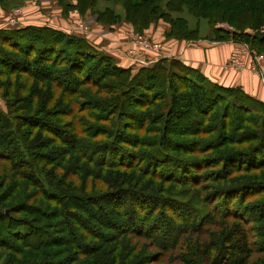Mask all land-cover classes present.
<instances>
[{"label":"trees","instance_id":"obj_1","mask_svg":"<svg viewBox=\"0 0 264 264\" xmlns=\"http://www.w3.org/2000/svg\"><path fill=\"white\" fill-rule=\"evenodd\" d=\"M97 2L98 0H77L74 6L82 12L90 8L97 14V20L105 25H114L121 21L131 22L138 32L164 19L171 25L166 36L182 40L199 39V27H191L187 20L172 16V12L181 11L183 5L190 7L192 4H199L200 7L205 8L204 16L211 19V22L228 20L232 25V31L217 30V40L249 43L259 51H264V33H257L264 27V0H123L124 18L113 7L98 9ZM215 8H218V13ZM199 15L202 16V12ZM247 29H254L255 33H248ZM0 38L4 43L3 47H0V77H8L6 87L5 81L0 82V91L5 88L1 95L7 104V111L0 108V150H6V152H0L5 156L0 158L5 162H11L10 167L19 173V175L14 174L16 178L18 176L20 179H31L33 184L43 188L44 195L51 194L47 176L53 177L51 174L56 175V173L50 170L46 176L40 165L53 163L57 158H44L43 149L48 143L41 136L43 130L54 137L57 136L58 138L55 139L59 142H71L73 150H80L78 147L81 142L80 136L89 131V124L95 125L92 120L102 119L109 122L110 117L116 115L117 117L113 119V130L99 133V136H111L114 139H111L109 146L96 145L97 155L99 154L102 163L110 167H130L125 165L128 161H125L124 156H134L130 154L131 151L122 147L120 145L122 142L119 141H125L128 135L123 133L124 130H133L135 126L131 127V125L137 120L139 130L145 132L142 128L150 118L145 112L148 111L147 109H152L160 99L159 105L163 106L164 110L162 109L158 115H162L161 118L164 121L162 123L164 134L170 131L171 135H177L181 131L180 135L183 136L203 135L207 133L208 125L210 127V118L214 114L217 117L218 112L215 111L219 109L222 118L220 119L221 127L215 130L217 134H214L212 140L207 141L209 145L207 151H218L233 144L244 143L243 136L235 139L237 137L235 135H241L243 126L250 125L248 132L251 139L249 141H255L256 144L247 149L229 148L230 150L209 156L210 160L213 157L218 160L224 159L222 168L224 175H221L223 171L220 170L206 171L202 174L205 167L206 169L214 167L209 158L203 161L185 157L182 161H175L172 155L165 152V141L162 138L160 142L155 143L156 147L153 150L137 153H140L139 156L146 157L145 165L155 174L163 173L165 170L167 177L172 175L173 171L187 173V177L191 176L193 181L202 179V176L212 175L210 177H214L216 182L225 181L227 184L223 185L226 189L213 188L207 192L205 206L190 210L189 215L185 217L190 219L191 214L196 213L198 216L196 232L200 233L205 229L206 233L208 232L205 234L208 237L207 244L194 249L187 264H252L250 258L258 254L263 258L253 264H264V198L256 205L255 211L244 204L248 197L264 195V173H262L264 171V101L249 95L241 87L215 83L199 70L176 58H162L152 65H144L137 69L120 66L111 55L96 48L87 38L46 25L0 29ZM7 40L6 45L10 50H17L22 56L7 52V46H4ZM21 40L25 41L23 46H19L18 41ZM82 87H90V90L82 91L84 94L80 95ZM76 96L82 99L80 103L76 100ZM65 105L70 107V110H67ZM22 111L24 114H20ZM102 115L108 117H101ZM66 118L71 120L67 121ZM27 126L31 128L27 129ZM30 138L33 139L30 141ZM56 140H52L50 144L52 145ZM173 140L177 141L174 145L188 142L176 140V137ZM192 143L189 147L194 150L197 144ZM174 145L171 146L168 142L167 147L171 146L174 149ZM183 149L186 151V147ZM236 174L242 175L235 178L238 181L227 182L231 177H237ZM0 179L1 182L5 177ZM15 183L16 181L10 182V186L16 187ZM0 189H6V187H0ZM94 195L82 197L71 194L70 197L76 204L85 208L90 217L100 219L103 214L100 208H95V203L100 199L96 197V194ZM147 198L155 199L154 196ZM59 200L66 205L67 195H60ZM1 201L3 203L5 200L0 198ZM137 201L143 203L142 201L145 200L137 198ZM19 203L20 201L13 204L14 211H18ZM12 208H4L0 214V221L7 220L10 223L5 228L6 232H3L0 226V247L20 248L17 246L20 242H12L10 238L15 237L17 241H20L28 237L30 231L21 230L26 224L31 226L32 231H39L37 228L39 226L29 220L18 221L13 216ZM133 211L139 219L137 210ZM152 211L150 205L142 213L148 219L150 214L154 213ZM256 211H258L257 218L253 214ZM64 213V216L67 215L66 218L69 219L70 214L67 209ZM111 221L119 231L102 232L100 240L104 243L118 241L128 231L137 237L141 235L153 237L157 245L163 249L162 252L150 255L157 257L158 260L163 258L164 251H168L171 247L177 248L180 231L185 233L189 228L188 225L185 230L179 231L178 228L173 238L175 240L164 243L160 234L158 237L154 229L152 232L150 228L146 230V227L141 225L131 230L125 229L128 223L119 218V215L111 218ZM216 221H224L232 226L230 232L232 234L230 242H234L232 248L229 249L219 241V231L209 230V226H213ZM249 223H257V225L246 228L244 224L249 225ZM170 226V232L173 234L176 224L172 223ZM67 231L75 233L73 228ZM36 235L40 237L41 234L37 232ZM48 235L50 237H47V241L50 242L40 245L46 247L67 245L65 236L55 237L50 232ZM174 243L175 246H173ZM30 245L32 244L21 246ZM81 245L82 243H79L75 251L61 250L55 255L45 250L44 255L55 256L56 262L50 261L52 257L48 260L41 257L42 259L23 264H74L83 255L96 254L101 261L88 264H109L102 259L100 252L103 247L101 250L96 247L89 248L88 251L92 252L86 254L80 248ZM133 246L135 247L133 255L143 252L140 246L137 247V243ZM78 252L82 253L77 254ZM124 253L127 254L125 251ZM116 259L114 257L111 264H122Z\"/></svg>","mask_w":264,"mask_h":264},{"label":"rangeland","instance_id":"obj_2","mask_svg":"<svg viewBox=\"0 0 264 264\" xmlns=\"http://www.w3.org/2000/svg\"><path fill=\"white\" fill-rule=\"evenodd\" d=\"M38 1L39 0H0V29L20 28L27 25H46L66 32H71L89 40L92 31L91 22L96 21L100 23L97 20V14L91 11L90 8L82 12L78 7L74 6L77 0H42L43 7L38 6ZM122 1L123 0H98L97 8L104 9L107 6L113 7L119 14H121L122 18H124L125 8ZM201 8L203 7H200L199 4H192L190 7H185L183 5V9L179 12H172V16L187 20L191 27L198 26L200 38L211 37L213 40H217V30L226 32L233 30L232 25L228 20L211 22V19L204 16L203 10H205V8ZM16 9L19 11L18 18L20 20L18 21V24L13 25L11 24V19L14 15V10ZM215 10H217L218 13V8H215ZM200 12H202V16L199 15ZM90 17L93 19L91 22L89 21ZM121 22H127L132 26V34L138 32L131 22ZM159 22L168 26L167 32L170 30V23L164 19H161L157 23ZM149 28L138 33H142L153 43L159 44L158 54L161 55L165 48L164 42L166 39L162 41L154 39V37L146 33ZM250 30L255 33L254 29ZM260 30L261 32L257 33H264V27ZM166 38L169 37L166 36ZM2 42L3 41L0 38V47H3L4 43ZM18 42H20L19 46H23V42L25 41L21 40ZM7 43L8 40L5 41L4 46H7ZM131 44L135 49L137 46L136 43ZM7 52H10L15 56H22L19 51L10 50L8 46ZM7 79L8 77H0V82L5 81V87ZM4 90L5 88L0 91V108L7 111L6 100L1 95ZM80 90V92H84L90 90V87H82ZM83 92L80 93V95H83ZM75 98L79 103L82 101L79 96H76ZM160 102L161 99L155 103L156 106L154 105L152 109H147V112L144 110V112L150 116L149 122L145 124L144 128H142L145 132L139 130L140 128L137 124L138 120L131 125V127L135 126L133 130L128 129L123 132L128 136L125 137L126 142L119 141L122 142L120 145L131 151L130 154L134 156H124L125 161H128L125 165H130V167H110V165L102 163L99 154L97 155L98 148L96 145L107 144L109 146L112 141L111 139H114L111 136H99V133L108 132L110 129L111 131L113 130L112 124L113 119L117 117L116 115H113L112 118L110 117L109 122L103 121L102 119L97 121L92 120L95 125L89 124V131L80 136L81 142L78 144L80 150H73L70 145L71 142H59L55 139L58 138L57 136L54 137L43 130L41 136L48 143L47 147L43 149L45 153L44 158H57L53 163H41L40 165V168L46 176L47 172L49 173L50 170L56 173V175L53 173L51 174L53 177L47 176L50 183L49 192L51 194L49 195H44L43 188L33 184L31 179H20L18 176L16 178L14 174L17 173L19 175V173L10 167L11 162L8 163L3 161L2 158L5 156L0 153V157H2L0 158V177H5V179L0 182V187H6V189H8H0V198L5 200L3 203L2 201L0 202V214L4 208H12L15 202L20 201L19 206L17 207L18 211H14L13 208L11 209V211H14L13 216L17 218L18 221H23L25 219L33 222L36 226H39L37 227L39 231L37 230L35 232L32 231L30 225L28 226V224H26L21 230L23 232L30 231L28 237L20 239V241H17L15 237L13 239L10 238V241L12 242H20L17 244L20 248L1 246L0 264H23L42 259L41 257L45 260L52 257L50 261L56 262L57 259L54 258L55 256L49 257L50 255H44L45 250H48V252H50L49 254L53 255L59 253L61 250L75 251L78 249L79 243H82L80 248L84 250L83 252L86 254L92 252L88 251L89 248L96 247V249L101 250L103 247L100 252L102 254V259L109 262V264L112 263L114 257L122 264H132L133 261L134 264H187V260L191 257L192 251L207 244L208 237L205 234H208V232L206 233V229L200 233L196 232L197 227L195 225L198 217L196 213L191 214L190 219H185V217L189 215L190 210L193 211L195 208L198 209L199 207L205 206V196L211 189H226V187L223 186L227 185L226 182H216L214 177H210L212 175H209V177L202 176V179L193 181L191 176L187 177V173L181 174L173 171L175 175L171 172L172 175L167 177L165 176V170L163 173L155 174L147 165H145L146 157L144 155L139 156L138 154L144 151L153 150L156 147L155 143L160 142L161 138L165 141V152L170 156L172 155L173 158L176 159L175 161H182L185 157L198 158L203 161L209 158L208 160H210L211 155L217 154L218 152L222 153L229 148H236L238 150L247 149L256 143H254L255 141H249L251 139L250 133L248 132V130H250V125H245L243 126V131L240 133L241 135H235L237 136L235 139L243 136L242 140H245L244 143L240 142V144H233L224 147L223 149H217L218 151H207V147L209 146L207 141H211L212 137L215 136L214 134H217L215 130L221 127L220 123H222V121H220V119L222 120V118L219 109L215 111L218 112L217 117H215L214 114L210 118V127L208 125L206 129L208 131L203 135L183 136L182 134L180 135L181 131L177 135H171L170 131H167L164 134V130H162V123L164 121L163 118H161L162 115H158L162 112V109L164 110L163 106L160 107ZM65 106L67 110H70V107L67 105ZM20 114H24V112L22 111ZM101 117L107 118L108 116L102 115ZM151 117H153V119H151ZM65 120L70 121L71 118H66ZM65 126L67 127L68 125ZM29 128L31 127L27 126V129ZM244 132H246V134H243ZM174 137H176V140H184L188 142L182 145H174L177 143V141L173 140ZM31 139L33 138H30V141ZM52 140H56V142L51 145L50 143ZM168 142L171 143V146L174 145V149L171 146L169 148L167 147ZM192 142H196L197 144L194 150H191V147H189ZM184 147H186V151L183 149ZM3 151L6 152L5 149L0 150V152ZM138 151H140V153H137ZM210 161L214 164V167H212L213 169H206L207 167H205L202 174H205L206 171L210 172L213 170L214 172H217V170H220L223 171L221 175H224V170L222 169L225 163L224 159L220 158L218 160L213 157ZM37 165L39 164L37 163ZM262 173H264V171ZM235 176L237 177H231L227 182H236L238 180L235 178L241 177L242 175L236 174ZM13 181H16L14 184L16 187L10 186V182ZM71 194H76L82 197L95 196L94 194H96V197H99L100 200H97L95 203V208H100L103 216L100 219L90 217L85 208L73 201L72 197H70ZM60 195H67L66 205L59 200ZM148 196H154L155 199L150 198L149 200L147 198ZM251 197L245 199L246 201L243 200V202L245 201L244 204L253 208L255 211L257 209L256 205H258L259 201L264 198V195H262V197ZM137 198L145 201H142L143 203H138ZM149 204L152 206V212L154 213H151L148 219H146V215H143L142 211L145 209L147 210V207L150 206ZM65 209H67V212L70 214L69 219L66 218L67 215L64 216ZM133 210H137V214H139L140 217L139 219L136 218ZM6 213H8V210H6ZM253 214L254 217L257 218L258 211ZM118 215L119 218L128 223L125 229L131 230L140 225L142 227L145 226L146 230L148 228H150L152 232L155 230L157 236L160 234L164 243L168 241L173 242L175 240L173 238L175 234H177L178 228L179 231L181 229H187V225L189 228L187 229L188 232L185 231V233H182V231H180V239L177 248L174 249L175 247L170 246L171 248L168 251H164L165 255L163 258L158 260L157 257H152L150 255L155 252H162L163 249L157 245L153 237H145L144 235L137 237L136 235L130 234L128 231L129 234L127 233L126 235H123L124 237L122 236L123 238L118 241L104 243V241L99 239L102 237V232L119 231L117 226L111 221V218H115ZM172 223L176 224L174 232L172 229L173 234L170 232V224ZM9 224V221L7 220L0 221V226L3 228V232H6L5 228L6 226L8 227ZM255 224L257 225V223H249V225L244 224V226L246 228H252L256 226ZM231 227V225H227L224 221H216L213 226H209V230H215L214 232L219 231V241L230 249L234 246V242H230V237L232 235L230 233L232 231ZM71 228L74 229L75 233L67 231ZM37 232L38 234H41L40 237L36 235ZM49 232L54 234L55 237L65 236L67 239V245L64 247H46L40 245L41 243L50 242L47 241V237H50V235H48ZM223 234L226 235L223 236ZM228 234L229 237L227 238ZM135 243H137V247L140 246L143 251L137 255L132 254V252H135V247L133 246ZM22 244L32 245L21 246ZM176 244L174 243L173 246ZM9 248L14 249L11 250ZM124 251L127 252V254H125ZM65 252L67 253L68 251ZM81 253L82 252H78L77 254ZM260 258L263 257L258 254L255 255L254 258H250V261L253 264L256 261H259L258 259ZM248 260L249 259H247V261ZM100 261L101 259L97 254L83 255L80 257L79 261L74 264L97 263Z\"/></svg>","mask_w":264,"mask_h":264},{"label":"crops","instance_id":"obj_3","mask_svg":"<svg viewBox=\"0 0 264 264\" xmlns=\"http://www.w3.org/2000/svg\"><path fill=\"white\" fill-rule=\"evenodd\" d=\"M37 4L43 7L42 0ZM90 19L91 22L93 19ZM162 24L160 22L153 24L146 32L154 39L161 41L166 39L161 55L134 49L131 44L133 28L127 22L105 25L92 21L89 41L99 50L111 55L120 66L137 69L144 65H152L162 58H176L199 70L215 83L241 87L249 95L264 101V83L258 73L248 69L232 71L226 66L235 47V41L213 40L211 37L194 41L166 38L168 26ZM247 32L254 33L250 29ZM133 50H136V53Z\"/></svg>","mask_w":264,"mask_h":264},{"label":"built area","instance_id":"obj_4","mask_svg":"<svg viewBox=\"0 0 264 264\" xmlns=\"http://www.w3.org/2000/svg\"><path fill=\"white\" fill-rule=\"evenodd\" d=\"M18 16L19 11L16 9L14 10V15L11 19V24H18V21L20 20ZM131 42L136 43L137 46L135 47V49L138 51L144 53L152 52L154 54H158L159 44L153 43L142 33H133L131 36ZM226 66L234 71L248 69L253 72H256L261 76V79L264 83V51H259L257 48L251 46L249 43L236 42Z\"/></svg>","mask_w":264,"mask_h":264}]
</instances>
